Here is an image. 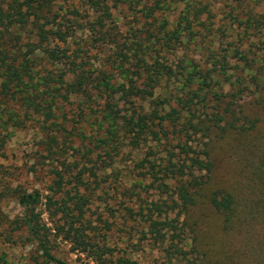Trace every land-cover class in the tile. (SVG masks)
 Listing matches in <instances>:
<instances>
[{
	"label": "trees",
	"instance_id": "trees-1",
	"mask_svg": "<svg viewBox=\"0 0 264 264\" xmlns=\"http://www.w3.org/2000/svg\"><path fill=\"white\" fill-rule=\"evenodd\" d=\"M257 1L260 0H253L252 6L249 0H152L151 6L145 0H79L78 5H72L73 10H68L64 15L52 16L50 0H15L8 8H0V151L4 152L16 131L25 130L34 122L40 136V153L37 151V164L32 167L33 172H42L40 165L43 166L47 161L58 160L64 168L62 171L52 163L54 168L48 171L52 176L49 190L53 195H45L39 190L29 192L21 186L13 188L9 182L0 181V219L4 222L7 220L2 216L1 201L12 195L23 212L20 217L10 221V234L18 232L28 235L37 252L31 257L33 264H68L54 253V231L57 232L54 237L62 236L63 240L79 248V253L94 250L92 239L87 234L91 224L85 222V207L89 201L81 195V190L87 189L88 185L81 178L82 174L76 178L73 189H68L70 183H66L65 174L72 170L67 149H76L74 144L77 141L80 150H76L81 154L83 152L84 157L92 156L94 151H91L90 146L94 141L99 144L97 146L111 145L114 150V143L112 145L99 136L109 133L115 138L121 124L119 121H122L123 127L129 128L130 132L138 130L137 136L147 132L159 136L162 131L168 134L170 131L166 127L172 126L171 134L187 138L183 146L188 147V139L192 135L198 137L199 132L206 130V120L196 117L198 106L206 109L209 105V94L213 89L211 82L217 76V71L219 75L229 76L230 56L236 58L249 72L250 85H254L257 92L264 91V59L256 54L250 57L246 49L252 37L264 44V13L257 14ZM181 3H184V8L179 12L176 28L170 30V15L180 8ZM218 4L229 6L227 16L233 18V24L222 30L221 37L230 34L234 42L227 46L226 54L221 58L215 56L217 54L212 48L220 38L218 32L213 37L211 28L217 17L214 10ZM122 5L134 12L125 34L119 30L117 20L112 21L113 10ZM205 16L206 19H203ZM79 17L85 20L82 21L84 25L79 22ZM141 24L143 27H138ZM195 25L204 28L203 32L195 31ZM80 31L102 35L103 39L108 37L109 44L116 47L111 57V71L92 70L89 67L88 53L83 48L84 37L78 39ZM24 34L28 37H24ZM119 36H122L123 43L118 39ZM185 45L194 46L199 52L208 51L207 59L202 63L194 57H185L187 67L180 66L183 72L181 87L178 88L186 91V95H176L172 101L166 98L161 100L160 97L155 99L161 82L169 76L173 77L171 69H167L161 60ZM229 77L227 80L233 82ZM240 81L242 79L236 82ZM217 85L221 87L220 83ZM117 96L130 105H134L133 97L150 101L154 109L147 113L140 107L143 111L134 109L131 115L128 112L121 115L122 110L117 109ZM216 96L218 99L225 97L220 93ZM71 98L81 102L79 107L85 121L94 118L97 127L92 129V135L87 134L82 127L85 121L69 124L62 106ZM174 104L180 107L176 108ZM167 107H170L169 111H166ZM225 108L228 113L233 112L230 105ZM56 110L61 111L62 115ZM237 120L232 119L226 126L229 133L235 134L232 148L238 163L243 162L242 174L248 181L250 197L243 196L234 184L212 187L206 196L228 234L238 230L244 223L257 222V226L264 230V135L262 132L257 137L252 136L256 130L260 132L258 120L245 116L243 125H235ZM207 126L211 128L216 124L210 122ZM157 127L160 130L155 129ZM189 152H193L192 147H189ZM199 154L193 159L195 169L191 171H187L189 167L184 163L169 160V164L165 165L167 175L176 179L186 175L191 177L190 181L179 186L178 192L187 214L191 208L199 205L202 191L209 188L215 179L216 159L212 158L211 150L206 147L201 153L207 161L200 159ZM198 172H205V175H198ZM72 192L75 194L71 195ZM70 201L74 202V208ZM42 204L46 206L45 212L40 210ZM156 210H161V207L156 206ZM46 212L52 222L54 217L63 214L62 219L70 228L66 230L63 225L48 226L43 217ZM148 222L156 242L162 244L169 241V230L176 229V219L149 218ZM185 224L191 229L188 218ZM106 226L108 231L112 230L109 223ZM194 240L197 242L198 238ZM170 248L179 250V256L188 255L182 247ZM191 252L198 254L199 264H219L221 261L217 259L218 248L215 249L213 245L203 250L196 244L191 245ZM228 253L229 264H240ZM106 255L113 258V249L106 247L94 251L92 258L95 264L112 263V259H104ZM116 264L137 263L122 257Z\"/></svg>",
	"mask_w": 264,
	"mask_h": 264
},
{
	"label": "rangeland",
	"instance_id": "rangeland-1",
	"mask_svg": "<svg viewBox=\"0 0 264 264\" xmlns=\"http://www.w3.org/2000/svg\"><path fill=\"white\" fill-rule=\"evenodd\" d=\"M249 1L254 6L253 0ZM14 2L15 0H0V8H8ZM145 2L152 6V0H145ZM49 4L52 11L50 16L54 14L64 15L68 10H73L72 5H78L79 0H50ZM183 8L184 3H181L180 8L170 15V25L168 26L170 30L176 28L179 12ZM229 9V6L223 7L218 4L214 10L217 17L211 26L213 37L216 32L220 34V38L212 46L217 58L223 57L226 54L227 46L234 42V38L230 34L221 37L222 30L233 24V18L227 16ZM255 9L257 14H263L264 0L257 1ZM81 11L83 12L84 9L81 8ZM112 13V21L117 20L119 30L125 34L134 12L128 6L122 5L119 9H114ZM70 17L73 18V16ZM203 19H206V16ZM78 20L84 25L82 21L85 20L80 17ZM138 27L142 28L143 26L141 24ZM203 29L197 25L194 26L195 31L203 32ZM24 37H28V35L24 34ZM83 37V48L88 53L89 67L92 70L111 71L113 63L111 57L116 52V47L109 44L108 37L103 39L102 35L96 36L89 32L80 31L78 39ZM118 39L123 43L122 36H119ZM248 43L246 49L249 50V56L253 57L256 54L264 59V44L253 37ZM250 48L252 49L250 50ZM208 54V51L199 52L195 50L194 46L187 45L167 54L161 63L166 65L167 69H171L173 77L169 76L161 82L154 98L160 97L161 100L166 98L172 101L176 95H186V91L178 88L181 87L182 83L181 72L183 70L180 66L187 67L185 57H194L197 61L204 63ZM229 61L228 75L231 76L233 82L227 80L230 78L229 76L219 75V71L216 72L217 76L211 82L213 89L209 94V105L206 109L201 105L198 106L199 110L196 114L200 120H206V130L203 129L202 132H199L198 137L192 135V138L188 139V147L183 146L187 138L184 139L183 137L180 138L178 134H171L172 126L166 127L170 131L168 134H164L162 131L159 136L148 134V132L137 136L138 130L130 132V129L124 128L123 122L119 121L121 124L118 126L115 136L116 141L109 133L99 136L112 145L114 143V150L111 145L100 144L97 146L99 144L96 141L90 146L91 151L94 152L89 157H84L83 152L81 154L76 150L79 149L78 141L74 144L76 149L70 147L67 149L68 161L72 166V170L65 174L66 183H70L68 189H73L76 178L80 174L88 185L87 189L81 190V195L86 196L89 201L85 207V222L91 224L87 234L92 239L94 250L91 252L92 250L89 249L86 253H79V248L63 240L62 236L54 237L57 233L54 231L52 237L53 244L56 245L54 253L58 257L68 264H95L92 258L94 251L108 247L113 249L114 257L110 258L109 255H106L104 259H109V261L112 259L113 261L112 263H103L102 261L103 264H116V261L122 257L131 259L137 264H199L198 254L191 252V245L196 244L202 250L211 245L215 249L218 248L217 259L221 260L219 264H229L228 252L240 264H264V230L257 226V222L244 223L238 230L228 234L223 228L221 219L208 204V198L206 199L212 187L219 188L229 184L236 185L243 196L250 197L247 187L248 181L242 174L243 162L238 163L232 148L235 134L232 135L227 129L226 125L229 124V121L238 119L235 125H243L245 116H248L251 120L259 121L258 130L260 132L257 133L256 130L252 136L257 137L262 132L264 135V91L257 92L256 87L250 85L251 78L249 72L245 71L243 64L231 56ZM255 69H257V65ZM94 75L96 74L94 73ZM238 79H242V81L237 83ZM218 83L222 88L217 85ZM218 93L225 97L218 99L216 96ZM132 100L134 105L125 104L120 96L116 97L117 109L122 110L121 115L125 112L131 115L134 109L143 111L140 107H143L147 113H151L154 109V105H151L150 101H142L134 97ZM80 103L79 100L71 98L62 106L70 125L85 121L79 107ZM229 105L234 113L227 112L228 109L225 107H229ZM174 106L180 107L175 104ZM166 109L169 111L170 107ZM56 112L61 114L59 110ZM163 113L161 112V114ZM214 118L215 120H213ZM155 121L156 123L159 122L158 120ZM210 122L215 123L216 126L208 128L207 125ZM92 124L93 126H91ZM36 127L37 124L33 122L27 129L16 131L6 144L4 152L0 151V181L9 182L10 187L13 188L21 186L29 192L39 190L45 195H53L52 191L49 190L52 184V176L48 171L50 168H54L52 163L55 166L58 165L62 171L64 168L61 166L62 162L58 160L47 161L43 166L40 165L42 172H33L32 167L37 164V151H40L38 150L40 136L37 134ZM82 127L85 128L87 134L92 135V129H96L97 126L94 118H90L89 121L84 122ZM107 127L108 123H106ZM155 129L160 130L158 127ZM189 147H192L193 152H189ZM206 147L211 150L212 158L216 159L215 179L211 181L209 188L202 191L199 205L196 208H191L187 214L178 192L179 186L190 181L191 177L186 175L176 179L170 174L167 175L165 165L169 164V160H171L173 163H184L189 167L187 171H191L195 169L193 159L197 157V153H200V159L207 161L206 157L201 154ZM219 168L220 172L217 174ZM5 169H7L6 172ZM157 171L159 172L156 173ZM198 175H205V172H198ZM180 179L182 182L179 181ZM74 194L75 192H72L71 195ZM70 205L74 208L73 201H70ZM156 206H160L161 210H156ZM1 209L3 218L7 220L4 222L0 219V264H33L31 257L37 255V252L28 235L17 234L18 232L10 234V221L20 217L23 209L12 195L1 201ZM40 210L45 212L46 206L42 204ZM74 213L77 214L78 212L75 211ZM62 215L59 214L54 217V222L50 220L48 212L43 217L49 224L48 226L63 225L68 230L70 227L62 219ZM166 217L168 220L176 219L174 224L176 229L169 230V241L162 244L156 242L155 234L150 232L148 220L149 218L165 220ZM187 218L191 224V229L185 224ZM106 223H109L112 230L108 231ZM76 226L80 225L77 224ZM195 237L198 238L197 242L194 240ZM171 246L177 247V249L184 248L188 255L179 256V250H171ZM170 251L171 253H169Z\"/></svg>",
	"mask_w": 264,
	"mask_h": 264
}]
</instances>
